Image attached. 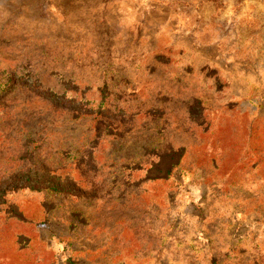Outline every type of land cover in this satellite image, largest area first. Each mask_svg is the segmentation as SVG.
Masks as SVG:
<instances>
[{
  "label": "rangeland",
  "instance_id": "rangeland-1",
  "mask_svg": "<svg viewBox=\"0 0 264 264\" xmlns=\"http://www.w3.org/2000/svg\"><path fill=\"white\" fill-rule=\"evenodd\" d=\"M0 264H264V0H0Z\"/></svg>",
  "mask_w": 264,
  "mask_h": 264
}]
</instances>
